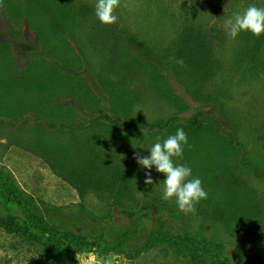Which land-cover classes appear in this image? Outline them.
Here are the masks:
<instances>
[{"label":"rangeland","instance_id":"obj_1","mask_svg":"<svg viewBox=\"0 0 264 264\" xmlns=\"http://www.w3.org/2000/svg\"><path fill=\"white\" fill-rule=\"evenodd\" d=\"M2 1L0 44L8 46L17 71L33 62L49 66L52 61L62 68L70 66L73 73L77 62L87 84L103 98L102 112L120 122L110 109L107 86L149 123L174 115L190 118L199 111L211 119L206 123L209 129L187 135L183 157L174 158L191 167L192 176L202 180L208 193L196 211L187 214L175 199H162L164 174L155 166L142 168L134 159L137 153L150 155L155 142L175 133L146 129L122 148L124 133L50 132L0 121V171L13 177L29 209L59 230L96 243L91 252L78 254L74 264H198L180 243H153L159 230L172 237L192 232L199 239L215 240L223 245L227 264H264V43L257 51L258 38L247 31L230 40L223 26L233 12L250 5L264 7V0H120L118 21L112 25L97 19L96 0H62L76 9L86 8L88 17L77 16L66 30L57 24L54 32L46 28V43L25 18L11 16ZM44 18L40 14L37 20ZM188 29L207 35L213 55L212 73L200 83V99L169 73L172 58H178L176 45ZM9 105L0 93V108L8 110ZM81 115L89 112L81 110ZM213 124L216 128H211ZM228 133L233 134V143L224 139ZM112 142L136 168L131 196L119 202L106 191L87 189L80 197L59 172L75 166V160L87 156L96 144ZM68 159L72 163L67 164ZM148 171L152 185L144 183ZM13 213L20 215L21 210ZM11 242L16 244L0 230V256L6 252L3 244ZM22 253L31 256L27 249L10 252Z\"/></svg>","mask_w":264,"mask_h":264},{"label":"trees","instance_id":"obj_2","mask_svg":"<svg viewBox=\"0 0 264 264\" xmlns=\"http://www.w3.org/2000/svg\"><path fill=\"white\" fill-rule=\"evenodd\" d=\"M1 3L6 5V11L11 16L25 18L29 27L34 28L45 43L46 28L54 32L57 24L58 27L66 30L77 16L88 17L86 8L81 6L76 9L62 0H23L22 2L3 0ZM40 14L45 15L41 21L37 20ZM212 33L216 31L212 30ZM207 40V35L204 33L186 30L176 45L177 59H183L185 66L181 67L174 62L169 69V73L179 79L195 99H200L202 96L203 77L213 70V55ZM263 43L264 35H261L258 38L257 51ZM9 51L6 43L0 44V93L3 99L10 102L8 110L0 108L1 122L22 123L26 127L33 126L34 128H30L34 130L50 132L70 130L76 132L77 129H84L124 133L125 139L120 138L121 144L125 142L122 148L128 147L146 129H152L157 133L167 131L171 134L178 128H183L188 135L210 128L206 123H210L211 119L201 111L190 118L174 115L166 120L146 122L133 113L130 101L116 95L112 86H107L105 91L110 97V109L115 116L123 120L120 122L102 112L103 98L98 97L87 84L79 68L82 66H78L77 62L76 65H72L75 66L73 73L70 72V66L62 68L52 61L49 66L42 64L44 62H33L21 72L15 68L13 60L8 55ZM41 67L46 68L42 71ZM56 97L60 99L65 97L71 101L61 104L60 101H54ZM170 99L176 104L183 105L177 96H170ZM81 110L89 112V115H81ZM80 116V121L77 122L76 118ZM211 128L216 126L213 124ZM224 139L231 143L235 141L232 133H228L227 139ZM113 143L96 144L89 149L90 151L88 150L87 156L75 160V166L65 167L63 172H59L78 189L80 197H84L83 191L87 189L106 191L119 202L127 195L131 196L130 185L136 168L133 162L128 160L129 155L122 154V148ZM69 163H72L71 159H68L67 164ZM52 167L56 169L58 166L53 164ZM14 209H20L21 214H14ZM244 221L245 225L249 224L248 221ZM0 230L5 237H10L16 242V244L12 242L3 244V250L6 252L0 256V264H74L78 254L91 252L96 247V243L68 231H61L36 215L24 201L13 177L2 170L0 171ZM152 238L153 243L186 246L190 259L198 264L228 263L221 243L206 238L199 239L192 232H186L183 237L178 238L159 230ZM19 249H27L31 256L23 253L19 256L10 254Z\"/></svg>","mask_w":264,"mask_h":264},{"label":"clouds","instance_id":"obj_3","mask_svg":"<svg viewBox=\"0 0 264 264\" xmlns=\"http://www.w3.org/2000/svg\"><path fill=\"white\" fill-rule=\"evenodd\" d=\"M120 0H96L95 15L104 25L117 23L116 10ZM226 35L230 40H235L241 32H250L254 37L264 35V7L250 5L243 12H233L231 17L223 22ZM176 64L185 66L183 59L172 58ZM188 145V136L183 128H178L173 135H169L163 142H155L148 150L150 155L134 156L136 162L145 169L155 170L166 177L163 184L162 199L165 201L175 199L179 210L185 214L196 211V205L201 200L207 199L208 193L203 187V182L198 177L192 176L191 167L177 164L174 158H182L184 146ZM144 183L154 184L151 172L145 173Z\"/></svg>","mask_w":264,"mask_h":264}]
</instances>
